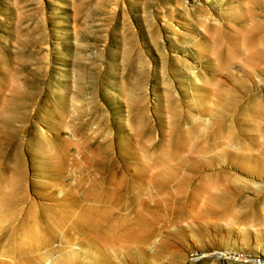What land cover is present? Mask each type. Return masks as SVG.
<instances>
[{
    "label": "rangeland",
    "instance_id": "obj_1",
    "mask_svg": "<svg viewBox=\"0 0 264 264\" xmlns=\"http://www.w3.org/2000/svg\"><path fill=\"white\" fill-rule=\"evenodd\" d=\"M254 258L264 0H0V264Z\"/></svg>",
    "mask_w": 264,
    "mask_h": 264
},
{
    "label": "bare ground",
    "instance_id": "obj_2",
    "mask_svg": "<svg viewBox=\"0 0 264 264\" xmlns=\"http://www.w3.org/2000/svg\"><path fill=\"white\" fill-rule=\"evenodd\" d=\"M183 237V236H182ZM189 239H190V241L192 242V243H194L193 245H200V241L201 240H199L197 237H195L194 235H189ZM209 241V240H208ZM210 242H211V240H210ZM156 244H157V242H156ZM181 245L179 246V247H177L178 249H177V251L179 252V251H184L185 249H186V251L188 252L189 250H191V248H192V245H190L189 243H185L184 242V238L182 239V241H181V243H180ZM158 245H159V243L157 244V245H154V249H158ZM203 249V248H202ZM212 250H210V251H208V250H205V252L202 250V252H201V257H206L207 255H205V253L207 252H211ZM226 252H227V250H225ZM191 252H192V250H191ZM176 253V252H175ZM183 253V252H182ZM221 253V252H220ZM223 253H225V252H223ZM222 253V254H223ZM192 254V253H191ZM234 256H240L238 253H234ZM190 261L191 260H188L186 263H189L190 264Z\"/></svg>",
    "mask_w": 264,
    "mask_h": 264
},
{
    "label": "built area",
    "instance_id": "obj_3",
    "mask_svg": "<svg viewBox=\"0 0 264 264\" xmlns=\"http://www.w3.org/2000/svg\"><path fill=\"white\" fill-rule=\"evenodd\" d=\"M197 254H198L197 252L192 253V254H191V257H195V256H197ZM240 257H241V258H244L243 255H240ZM253 261H254L255 264H256V263H257V264H262V260H261L260 258H254Z\"/></svg>",
    "mask_w": 264,
    "mask_h": 264
}]
</instances>
